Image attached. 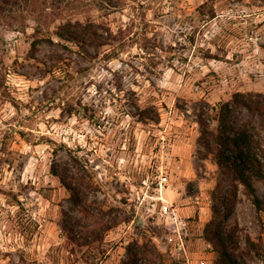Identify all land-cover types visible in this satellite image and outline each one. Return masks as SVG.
I'll use <instances>...</instances> for the list:
<instances>
[{
	"label": "rangeland",
	"instance_id": "374dc122",
	"mask_svg": "<svg viewBox=\"0 0 264 264\" xmlns=\"http://www.w3.org/2000/svg\"><path fill=\"white\" fill-rule=\"evenodd\" d=\"M66 4L112 44L87 58L50 32L34 49L29 2L0 0V264H214V233L240 264H264V211L241 184L231 197V169L204 144L235 91L264 94V0ZM229 122L264 137L246 108ZM128 247L147 251L135 262Z\"/></svg>",
	"mask_w": 264,
	"mask_h": 264
},
{
	"label": "trees",
	"instance_id": "16d2710c",
	"mask_svg": "<svg viewBox=\"0 0 264 264\" xmlns=\"http://www.w3.org/2000/svg\"><path fill=\"white\" fill-rule=\"evenodd\" d=\"M24 1L29 2V11L37 23L35 27L36 37L31 43L34 49L38 48V45L42 41L53 42L50 32L55 34L65 48L76 47L87 58L94 57L89 52V47L98 52L101 47L112 44L113 33L109 27L90 18L81 20L71 17L70 9L72 7L69 6L70 4L63 6V0ZM210 16H214L212 10L210 11ZM57 19H59L58 24L51 30L50 25ZM44 31L49 36L40 35ZM113 52L111 49L105 52L103 56L111 58L114 56ZM241 107L246 108L253 115H258L264 130V94L235 91L232 94L231 100L222 103L217 109L218 115L216 118L218 119L219 128L215 133L208 132V138L205 139L204 144L207 149L216 148L219 152L217 163L219 165L226 164V167L231 169L233 175L231 197L233 199L236 198L238 184H241L254 207L258 211H264V198L257 194V187L255 185V180L264 181V137L259 132H252L246 122L242 123L233 134H229L231 127L229 122L230 116L232 112ZM142 120L146 121L144 117ZM200 123L202 126H207L204 119H200ZM210 140L214 142L215 146H213ZM230 145H233L235 149V153L232 156L225 155ZM229 157H232L231 160H229ZM51 173L59 178L61 184L71 191L73 198L76 199V187L67 179L66 169L52 163ZM225 207L228 214L230 208L228 205H225ZM112 227V224L102 225L100 227L102 233L99 231L94 232L95 234H92L93 239L103 238V232L110 230ZM207 236L217 253L214 264H240L231 251L237 247L236 241V245L234 246L230 240L231 237L225 238L215 233ZM246 239L249 245L255 249L258 248L250 237H246ZM139 251L144 253L147 249L137 247H128L127 249L128 255L135 262L139 258Z\"/></svg>",
	"mask_w": 264,
	"mask_h": 264
},
{
	"label": "built area",
	"instance_id": "2783aa9c",
	"mask_svg": "<svg viewBox=\"0 0 264 264\" xmlns=\"http://www.w3.org/2000/svg\"><path fill=\"white\" fill-rule=\"evenodd\" d=\"M173 212H174L173 209L169 208L167 205H165L162 209V213H164V214L171 215ZM179 248H183V243H181V245H179Z\"/></svg>",
	"mask_w": 264,
	"mask_h": 264
}]
</instances>
